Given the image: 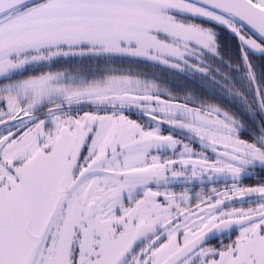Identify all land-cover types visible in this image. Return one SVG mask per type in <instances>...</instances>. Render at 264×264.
Listing matches in <instances>:
<instances>
[{
	"label": "snow or ice",
	"instance_id": "1",
	"mask_svg": "<svg viewBox=\"0 0 264 264\" xmlns=\"http://www.w3.org/2000/svg\"><path fill=\"white\" fill-rule=\"evenodd\" d=\"M257 54L264 0H0V264H264ZM76 57L94 66L60 65ZM139 60L210 77L231 110Z\"/></svg>",
	"mask_w": 264,
	"mask_h": 264
},
{
	"label": "trees",
	"instance_id": "2",
	"mask_svg": "<svg viewBox=\"0 0 264 264\" xmlns=\"http://www.w3.org/2000/svg\"><path fill=\"white\" fill-rule=\"evenodd\" d=\"M222 44L224 46V51L227 53H234L235 52V41L231 40L230 35H226L222 37ZM259 58V54L254 57L253 62L255 64V60ZM228 56H225V60L227 61ZM209 63H213V61H209ZM60 65L64 68L73 69L76 68L78 70H83L87 72L89 66H94V61H89L86 58H68L67 60L60 61ZM126 68H130L133 72L145 74L149 79L155 78L158 83L162 86L166 87L169 91L171 96L176 98L183 99L188 94H195L196 97H199L203 100H207L213 104H218L225 109H230V102L224 103L222 102L225 97L224 94L221 92L218 85L212 83L211 78H205L201 76L199 73H192V72H184L178 73L174 69H169L164 67L163 65H154L150 61H133L123 65ZM219 67V65H215ZM61 69V68H57ZM222 71H229L227 67H223ZM233 75H236L233 72ZM132 116H137L133 114ZM165 129H171L168 126H164ZM246 138V137H245ZM260 173L259 167L255 169V172L252 177H244L240 182L241 184L248 183V185H255L259 182L258 174ZM245 182V183H243ZM239 203V202H236Z\"/></svg>",
	"mask_w": 264,
	"mask_h": 264
},
{
	"label": "rangeland",
	"instance_id": "3",
	"mask_svg": "<svg viewBox=\"0 0 264 264\" xmlns=\"http://www.w3.org/2000/svg\"><path fill=\"white\" fill-rule=\"evenodd\" d=\"M255 64L257 66V71L260 72L262 70H264V68H262L261 66L264 65V60L262 59H259L258 58L255 60ZM56 70H62V69H56ZM88 71V69H87ZM174 97V96H172ZM176 98V97H174ZM176 99H179V100H183V99H180V98H176ZM218 105V104H216ZM220 106V105H219ZM222 109H225L224 107L220 106ZM130 118L132 119H137L138 117L137 116H130ZM169 128V127H168ZM174 133V135L176 136V138L178 139H183L185 143H189V139H188V134L184 133V132H181L180 130H176V129H165L164 126L162 128V133L164 135H167L169 133ZM191 147H193L197 152H200L201 151V146H200V143L197 141V140H192L191 141ZM210 158H214V154L208 150L207 153H206ZM164 155L167 157V156H170L171 153H164ZM227 185L230 186L231 185V182L230 181H227ZM188 187L189 189H191V191L193 192H200L201 190H204L206 193H210L211 189L212 188H216L217 191H219V189L222 191L225 189L226 187V182L223 180V179H220L218 180L217 182L215 183H205L203 185H201L199 183V181H194L192 184H189V185H184L182 182L179 183L176 187V191L179 192L182 190L183 187ZM247 186H252V185H247ZM195 203V202H194ZM236 205L238 206H235V207H249L250 205L247 204V203H236Z\"/></svg>",
	"mask_w": 264,
	"mask_h": 264
},
{
	"label": "flooded vegetation",
	"instance_id": "4",
	"mask_svg": "<svg viewBox=\"0 0 264 264\" xmlns=\"http://www.w3.org/2000/svg\"><path fill=\"white\" fill-rule=\"evenodd\" d=\"M70 70V69H69ZM167 126V125H166ZM230 181V180H229ZM231 182V181H230ZM241 183V182H240ZM243 183H245V182H243ZM242 185H244V186H247L248 185V183H245V184H242ZM219 191H221L220 189H219ZM234 206H238V205H236V203L234 204Z\"/></svg>",
	"mask_w": 264,
	"mask_h": 264
}]
</instances>
